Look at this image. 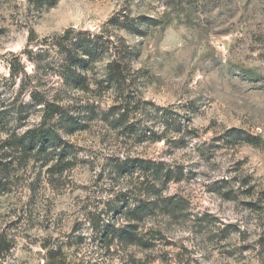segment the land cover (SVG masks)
Returning <instances> with one entry per match:
<instances>
[{
    "label": "rangeland",
    "instance_id": "obj_1",
    "mask_svg": "<svg viewBox=\"0 0 264 264\" xmlns=\"http://www.w3.org/2000/svg\"><path fill=\"white\" fill-rule=\"evenodd\" d=\"M66 31L103 36L86 91ZM40 125L59 148L9 147ZM138 205L135 244L107 235ZM0 264H264V0H0Z\"/></svg>",
    "mask_w": 264,
    "mask_h": 264
},
{
    "label": "trees",
    "instance_id": "obj_2",
    "mask_svg": "<svg viewBox=\"0 0 264 264\" xmlns=\"http://www.w3.org/2000/svg\"><path fill=\"white\" fill-rule=\"evenodd\" d=\"M70 36V31H66L64 36L60 38V42L56 44L60 48V53L64 55L65 60L61 65V77L65 81V85L73 90L86 91L88 87V82L86 80L85 72L88 69L89 65H94L99 62L104 54L103 51V36L94 35L88 36L86 40H81L79 37L76 38L73 35V38L68 39ZM77 36V35H76ZM66 41V44H63ZM120 59L113 54L112 60L106 66L105 73V82L109 86L116 87L120 84L122 79V71L119 69ZM45 113L49 112L48 119L55 117L58 114V107L50 106L44 104ZM53 108V109H52ZM165 112V111H164ZM160 119L162 120L161 126H168V119L166 120L165 113L161 114ZM46 119H44L45 121ZM69 121H72V118H67L65 124ZM118 121L125 122L123 115L118 116ZM171 123H174V120H171ZM69 125V124H67ZM167 129L165 128L164 131ZM180 128H174L172 133L180 134ZM161 138L156 139L155 141H160ZM59 138L56 131L54 130H45L42 128V125L39 127H34L32 129H27L22 132V134L17 137H13L12 142L9 144L10 148L20 149L22 152L30 153L36 151L38 153H44L46 150L51 148H59ZM59 145V146H58ZM115 166L119 171H128L127 169H138L150 171L153 173L161 172L163 176L164 183H169L175 179L171 169H158L154 167V164L149 165L148 162L142 161H132L126 160L120 162L119 159H116ZM126 162V163H125ZM121 164V165H119ZM165 170V171H164ZM182 171V170H181ZM181 171H179L180 175ZM179 176V174H178ZM178 178L177 181H179ZM167 209H172L170 203L164 205ZM146 208H142L140 205L132 208L126 214L128 215L127 224L123 228H111L106 231L107 235L110 234L113 238L120 240L125 243L135 244L137 241V227L136 224L132 222L141 221L143 215L146 212ZM171 210V211H172Z\"/></svg>",
    "mask_w": 264,
    "mask_h": 264
}]
</instances>
